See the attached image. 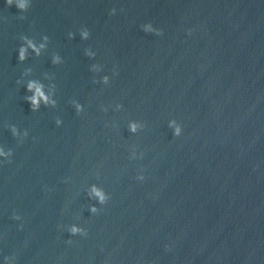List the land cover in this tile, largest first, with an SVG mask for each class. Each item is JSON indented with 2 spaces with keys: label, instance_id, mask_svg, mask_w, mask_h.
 <instances>
[{
  "label": "clouds",
  "instance_id": "clouds-1",
  "mask_svg": "<svg viewBox=\"0 0 264 264\" xmlns=\"http://www.w3.org/2000/svg\"><path fill=\"white\" fill-rule=\"evenodd\" d=\"M6 3L8 6H12L14 3V0H6ZM16 7L21 11V12H25L28 10V8L30 7V3L28 2V0H18V2L16 3ZM115 13V9L112 10V14ZM21 19H24L23 16L20 17ZM143 30L146 33H154L155 35H162L163 34V30L162 29H158L155 28L151 23L148 24H144L142 25ZM192 30L189 29L188 30V34L191 35ZM81 37L83 39H87L90 35L89 31L87 29H83L81 31ZM74 36L73 33H69V37L72 38ZM24 41H25V46H20L18 49V61L19 62H23L25 61V59L27 58L28 55V50L31 49L37 56L40 55V52L42 49L45 48V43H41L39 45H37L32 39H29L27 37H23ZM44 40L47 41L48 37L45 36ZM86 55H88L89 57H94L95 53L88 51L86 52ZM52 63L53 64H58L61 63L60 57L59 56H54L52 59ZM31 69H27L26 72H30ZM103 82L105 84H108L109 82V78L107 76H105L103 78ZM19 83V81H18ZM43 85L39 84L37 81H29L27 84V90L29 92H33V95L31 96H27L25 97L26 101L30 104V108L31 111L35 112L38 111L40 108V104L41 101H43L44 105H51L53 107H55L56 105V101L54 99H52L49 95H46L44 90H43ZM72 104L77 112V114L83 112V105H81L79 102L77 101H72ZM122 108V105L117 104L116 105V109L119 110ZM105 111H107V109H104ZM56 125L59 127L61 126V124L63 123L61 119L57 118L55 121ZM169 127L173 128V136L175 137H179L182 134L183 131V126L180 124H177V122L175 120H172L169 122ZM138 130V124L136 122H130L129 123V131L132 133H136ZM11 131L13 136H19L20 133L18 131V129L13 125L11 126ZM24 138H26L28 136V132L25 130L23 133ZM22 142V140H21ZM143 154L141 153V156ZM13 156V151L11 149L5 151V149L0 148V157L4 158V161H6L7 163H11V157ZM133 158H135V155H133ZM136 179L138 181H144L145 177L143 175V172L141 171L137 176ZM88 196L89 199H94L96 201L95 204H92L89 206L88 211L90 212V214L92 215H96L101 211V208L98 207L97 205H106L108 203V201L111 199V196L106 194L105 191L98 187L97 185L93 184L90 186V189L88 191ZM15 220H20L21 217L19 215H14L13 217ZM69 235L70 236H87L88 235V231L86 228L82 227V226H77V225H73L68 229ZM69 243H71V241H68ZM168 247V246H166ZM6 259V264H7V260Z\"/></svg>",
  "mask_w": 264,
  "mask_h": 264
}]
</instances>
